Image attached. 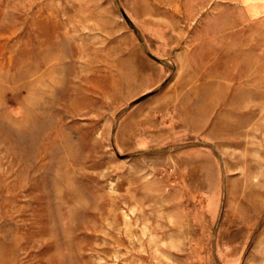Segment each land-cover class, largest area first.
<instances>
[{"label": "rangeland", "instance_id": "1", "mask_svg": "<svg viewBox=\"0 0 264 264\" xmlns=\"http://www.w3.org/2000/svg\"><path fill=\"white\" fill-rule=\"evenodd\" d=\"M0 264H264V17L0 0Z\"/></svg>", "mask_w": 264, "mask_h": 264}, {"label": "crops", "instance_id": "2", "mask_svg": "<svg viewBox=\"0 0 264 264\" xmlns=\"http://www.w3.org/2000/svg\"><path fill=\"white\" fill-rule=\"evenodd\" d=\"M234 1H236V3L238 4V7L241 10V14H242V17L244 18V20H246V21H253V20H256V19H259V18L264 17V9H262L259 12V14H257L256 16H250L247 13L246 9L244 8L243 3L240 0H234Z\"/></svg>", "mask_w": 264, "mask_h": 264}]
</instances>
